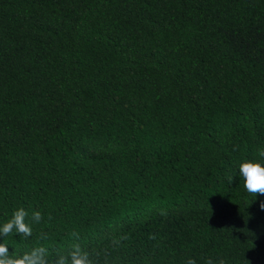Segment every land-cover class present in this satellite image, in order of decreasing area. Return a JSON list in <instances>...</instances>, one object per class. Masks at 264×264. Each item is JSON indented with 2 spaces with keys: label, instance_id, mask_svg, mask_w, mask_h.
Masks as SVG:
<instances>
[{
  "label": "trees",
  "instance_id": "16d2710c",
  "mask_svg": "<svg viewBox=\"0 0 264 264\" xmlns=\"http://www.w3.org/2000/svg\"><path fill=\"white\" fill-rule=\"evenodd\" d=\"M259 149L264 0H0V224L43 216L9 251L264 264Z\"/></svg>",
  "mask_w": 264,
  "mask_h": 264
},
{
  "label": "clouds",
  "instance_id": "9594fccd",
  "mask_svg": "<svg viewBox=\"0 0 264 264\" xmlns=\"http://www.w3.org/2000/svg\"><path fill=\"white\" fill-rule=\"evenodd\" d=\"M257 155L264 158V149H259ZM239 176L243 180L245 190L257 196L258 194L264 196V163L259 160H245L239 164ZM234 177H229V182H232ZM260 207L264 209V202H261ZM161 215H167L166 210H160ZM29 213L23 208L19 207L12 211L11 216L2 224H0V236L9 237L18 235L27 240L32 236V224H39L42 219V213L35 210L31 213V223L28 222ZM51 220V216L48 217ZM77 242L71 244L66 253H58L54 259H50L51 253L49 248L41 243L31 247L28 250L20 251L12 249L9 251V243L6 240L0 242V264H99L101 251H89L81 246L79 241V233H70ZM47 233H40L38 241L47 240ZM155 239V236H150ZM127 239L126 236H121L112 240L111 246L118 247L122 240ZM105 259L107 253H104ZM95 257V259H94ZM187 264H196V261L189 258ZM206 264H213V260L209 258ZM217 264H225L223 259H220Z\"/></svg>",
  "mask_w": 264,
  "mask_h": 264
}]
</instances>
